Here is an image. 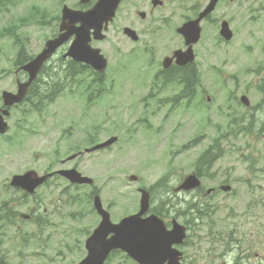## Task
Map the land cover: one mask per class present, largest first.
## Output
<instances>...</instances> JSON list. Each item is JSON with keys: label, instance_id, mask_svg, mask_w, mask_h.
<instances>
[{"label": "rangeland", "instance_id": "1", "mask_svg": "<svg viewBox=\"0 0 264 264\" xmlns=\"http://www.w3.org/2000/svg\"><path fill=\"white\" fill-rule=\"evenodd\" d=\"M77 3L78 0H16L0 11V92L4 89L15 91L12 80L14 43L23 41L28 52L36 54L57 28L51 17L59 16L63 4L77 7ZM212 16L215 20L223 16L228 18L235 33L231 40L216 43L212 36L215 24L204 25L203 42L199 44L201 52L215 56L206 60L203 55L201 58L205 63L199 62L195 69L200 75L201 85L190 97L194 102L184 107L183 104L178 106L182 103L178 100L169 107L166 115L167 101L178 88L150 91L148 79L142 82L143 86L136 80L140 75L152 72L154 62L141 52L132 54L112 50L118 29L119 40L124 37L121 21L131 18L130 11H118L113 26L107 30L108 40L93 42L108 60V80L101 97L98 100L90 98L89 106H86L84 98L76 96L69 87L37 116L30 107L35 101L34 94L43 88L42 83L48 73L53 75L66 65L59 56L65 48L55 54L57 56L48 64L29 101L11 109L9 130L3 135L7 139H0V174L9 168L42 172L56 165L57 168L74 165L83 175L91 177L94 185L75 187L59 178L50 185L54 195L40 188L33 199L24 200H20L18 192L1 185V206L12 201L17 212L33 211L36 215L34 220L24 219L20 213L0 207L1 264H76L85 256L87 234L99 221L92 206V193L99 194L111 219L118 221L138 208V194L135 184L127 181L128 174H136L138 182L145 187L164 177L171 185L190 170L196 155L204 151L212 139H216L224 154L213 168L212 175L216 176L220 171L228 176L230 171H235L237 178L232 195L217 196L208 200L207 205H216L222 212L233 208V215L246 206L249 209L246 192H257L254 186L264 185L263 3L262 0H253L249 12L246 8H236L235 4L228 7L220 5ZM180 20L181 17L171 18L173 24ZM152 42L158 54L180 44L166 30L153 37ZM119 46L121 50L130 49L126 42H120ZM143 57H146V62H143ZM77 82L73 89L82 83L80 78ZM145 93L156 102L150 101L145 105ZM241 94L247 95L251 104L249 108L238 102ZM139 110L150 112L148 117L155 125L166 121L161 126L166 140L162 138V130L148 137L149 132L139 122ZM175 121L178 122L176 127ZM86 130L88 134L84 135ZM92 134H96L99 140L112 134L120 135L121 139L106 150L82 153L72 162L60 165V161L69 154L82 151L89 145ZM167 138L172 140L171 144ZM74 145H79V148H74ZM237 151L241 157L235 156ZM206 182L213 184V180ZM246 184L250 188L245 189ZM59 192L60 198L56 201ZM161 195L163 191L158 197ZM192 196L180 194L172 199L187 200ZM259 198H264V192L259 193ZM154 203L155 200L152 205ZM3 214L6 219L2 218ZM250 222L246 232L249 237L243 236L241 241L233 237L237 243L228 244L221 254L218 253V244L210 247L207 243L197 242L193 234L183 249L199 264H217L221 259L229 264H264V225L257 219H250ZM238 225L235 223L236 227ZM106 264L135 263L125 254L115 252Z\"/></svg>", "mask_w": 264, "mask_h": 264}, {"label": "water", "instance_id": "2", "mask_svg": "<svg viewBox=\"0 0 264 264\" xmlns=\"http://www.w3.org/2000/svg\"><path fill=\"white\" fill-rule=\"evenodd\" d=\"M88 0H81L82 3ZM119 0H98L94 7L87 12H74L66 8L63 9V18L61 28L67 31L59 35L46 44V48L34 60L23 66L30 74L26 83L18 84L17 94L4 91L2 94L3 101L7 105L20 101L23 97L29 83L35 77L42 62L51 54V52L72 33H76V39L70 47L69 54L77 60H84L91 63L96 69L103 70L105 61L98 55V51L91 50L87 46L89 40V29L94 28L95 32L100 30L103 21H107L114 13V9ZM80 21L79 28H74V23ZM195 23L197 20L194 21ZM194 25V23H192ZM180 28L178 31L186 34L191 32L196 39L195 31L191 27ZM195 26V25H194ZM177 63L184 64L192 59L191 55L185 57L183 53H175ZM246 104V103H245ZM0 112L7 114L6 110ZM5 130V125L0 116V131ZM110 143L107 142L105 144ZM104 145V144H103ZM101 146V145H100ZM98 146V147H100ZM71 182L91 183L89 177L82 176L75 169L60 171ZM39 181L31 184L32 188ZM194 185L192 180H187L183 187L187 188ZM94 207L101 215V222L93 230L92 234L86 239L85 247L87 256L78 264H103L105 258L112 249L120 248L125 250L139 264H176L177 253L170 248L173 242H178L183 237L182 228H174L172 231H166L160 220L153 215L142 218L141 215L148 208L147 193L143 192L141 198V209L139 213L131 215L120 220L118 224H113L109 220V214L102 208L98 196L94 198Z\"/></svg>", "mask_w": 264, "mask_h": 264}, {"label": "flooded vegetation", "instance_id": "3", "mask_svg": "<svg viewBox=\"0 0 264 264\" xmlns=\"http://www.w3.org/2000/svg\"><path fill=\"white\" fill-rule=\"evenodd\" d=\"M227 1H230L231 6L235 4V7L244 8L245 0H218L213 11L208 13L204 19L201 21V26L203 27L205 23L213 22L212 14L218 10L220 3H224L226 7H228ZM136 5L139 10L146 11V15L148 16H156L157 15V6H153L151 0H135ZM207 0H162L160 4V8L158 9V16L156 18V22L160 21L162 25H165L169 22L170 18L173 16H183L188 19L196 17L206 6ZM162 14V16H161ZM172 66V65H171ZM190 66L186 65L181 68L180 72L177 73L176 76H170L171 80L176 82L179 91L182 93L183 88L185 90L188 89V82L190 79L195 78V73L189 71ZM170 69V67L168 68ZM164 74L161 68L158 69L157 79L160 78ZM182 79H180L179 77ZM185 82V83H184ZM185 86V87H184ZM231 180V179H230ZM232 181V180H231ZM9 208L13 209L11 205Z\"/></svg>", "mask_w": 264, "mask_h": 264}, {"label": "trees", "instance_id": "4", "mask_svg": "<svg viewBox=\"0 0 264 264\" xmlns=\"http://www.w3.org/2000/svg\"><path fill=\"white\" fill-rule=\"evenodd\" d=\"M1 1L0 0V4H1ZM26 60V56L24 55V50L21 48L18 53H17V58H16V61H15V64L19 65L21 64L22 62H24ZM65 71H68V69L66 68ZM189 71L192 72V69L189 68ZM30 92V91H29ZM159 185V184H158Z\"/></svg>", "mask_w": 264, "mask_h": 264}]
</instances>
